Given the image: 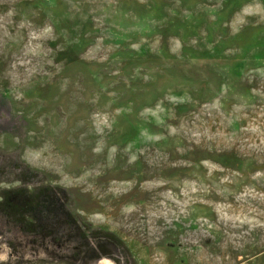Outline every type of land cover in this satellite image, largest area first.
I'll return each mask as SVG.
<instances>
[{"label": "rangeland", "instance_id": "rangeland-1", "mask_svg": "<svg viewBox=\"0 0 264 264\" xmlns=\"http://www.w3.org/2000/svg\"><path fill=\"white\" fill-rule=\"evenodd\" d=\"M44 186L76 225L0 209V264H264V0H0V201Z\"/></svg>", "mask_w": 264, "mask_h": 264}, {"label": "trees", "instance_id": "trees-1", "mask_svg": "<svg viewBox=\"0 0 264 264\" xmlns=\"http://www.w3.org/2000/svg\"><path fill=\"white\" fill-rule=\"evenodd\" d=\"M2 200L0 201V209L9 217L13 218L19 224L25 226L29 232L36 231L37 224L44 226L41 221L40 215H43L46 220L51 218L55 214L54 205L57 204L58 211L65 212L66 216L74 221L76 225V219L67 210V202L59 197L50 186H44L39 188L36 192H30L27 189L5 190L2 193ZM66 198V195H65ZM43 220V219H42ZM80 229V226H77ZM89 228L85 226L84 233L87 235ZM89 234V233H88ZM92 234L101 235V231L92 232ZM109 241L124 244L119 237L113 233H105ZM102 246L96 245L95 252L100 254ZM97 254V256H98Z\"/></svg>", "mask_w": 264, "mask_h": 264}]
</instances>
